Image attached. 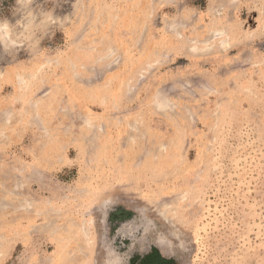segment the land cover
I'll return each mask as SVG.
<instances>
[{
	"label": "rangeland",
	"instance_id": "obj_1",
	"mask_svg": "<svg viewBox=\"0 0 264 264\" xmlns=\"http://www.w3.org/2000/svg\"><path fill=\"white\" fill-rule=\"evenodd\" d=\"M0 264H264V0H0Z\"/></svg>",
	"mask_w": 264,
	"mask_h": 264
},
{
	"label": "bare ground",
	"instance_id": "obj_2",
	"mask_svg": "<svg viewBox=\"0 0 264 264\" xmlns=\"http://www.w3.org/2000/svg\"><path fill=\"white\" fill-rule=\"evenodd\" d=\"M217 34H219L220 36H223V35H224V32H223V31H219ZM214 37H215V36H214ZM217 37H218V36H217ZM226 43H227L226 40H223V41H222V44H223V45H226ZM222 44H221V46H222ZM193 51H194V50H193ZM162 98H163V97H161V100H162V101H161V104H162V103H166V104H167V101H165V99H162ZM159 99H160V98H159ZM167 105H168V104H167Z\"/></svg>",
	"mask_w": 264,
	"mask_h": 264
}]
</instances>
